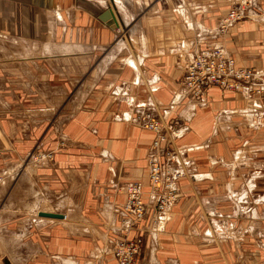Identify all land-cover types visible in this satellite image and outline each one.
<instances>
[{"label": "crops", "instance_id": "0c3cea01", "mask_svg": "<svg viewBox=\"0 0 264 264\" xmlns=\"http://www.w3.org/2000/svg\"><path fill=\"white\" fill-rule=\"evenodd\" d=\"M82 1V6L92 3L101 8L91 13L79 6L80 0H0V41L12 39L23 44L21 50L10 52L19 55L21 61L34 59L29 55L37 52L38 45L45 51L40 54L48 51L46 55L56 58L105 50L113 42V32L119 30L99 20L100 13L111 9L119 28H124L130 26L134 13L144 8L142 0ZM154 10V25L148 21L154 26L153 40L148 41L144 34V19L131 26L140 22L141 44L134 42L138 45L135 59L123 60L127 67L112 71L106 91L109 103L97 105L90 94L94 88L89 87L86 101L80 105L85 110L68 120L65 134L74 145L54 150V160L45 163L39 184L32 174L14 184L0 183V264H116L112 247L125 235V187L138 181L147 189L146 156L154 136L133 125L132 116L142 112L154 116L158 108L164 118H171L169 112L184 118V135L174 139L175 167L183 175L177 182V202L156 228L144 231L140 264H203L207 244L218 240L225 245L234 241L239 244L249 228L255 229L257 212L253 204L264 203V193L262 199L255 198L252 166H231L228 180L224 165L230 155L246 152L249 141L257 139L264 144L260 102L251 99L248 92L211 88L206 91L204 106L199 107L179 89L183 64L192 58L194 45L217 46L223 40L216 32L210 36L209 31L214 32L227 10L207 0H156ZM81 11L97 23L98 30L86 44L64 42L70 44L64 54V44L55 40L56 26L64 18L80 23L87 18ZM257 26L244 23L223 41L227 49L231 45L228 50L240 66L264 65V54L253 53L263 48L264 32ZM36 34L41 41L35 39ZM166 56L169 58L163 64ZM239 143L243 144L242 151L237 148ZM248 151L263 152L264 146ZM246 204L252 207H242ZM42 212L61 214L63 218L40 216ZM209 218L234 220L235 230L225 234L229 238L218 237L205 230ZM219 227L217 235L222 234ZM239 230L243 231L239 234ZM135 232L129 231V236Z\"/></svg>", "mask_w": 264, "mask_h": 264}, {"label": "rangeland", "instance_id": "374dc122", "mask_svg": "<svg viewBox=\"0 0 264 264\" xmlns=\"http://www.w3.org/2000/svg\"><path fill=\"white\" fill-rule=\"evenodd\" d=\"M155 1L142 0L141 2L145 5H143L144 8L134 13L131 17L132 22L130 23V26L124 28L118 27L117 30H119V32H113V42H111L110 47L108 46L105 50L97 48L90 51H80V53L72 55H59V57L56 58L53 57L54 55H46L49 53L48 51L44 54H40L45 51L41 45H38L35 47L37 52L29 55L34 59L21 61V58H18L19 55H12L10 52L21 50L23 44H18L12 39H4V41H0V183L3 181L4 183L12 182V184H14L16 181L22 180L23 177L32 174L34 181L39 184L38 180L41 179L42 168L46 165L45 163H52L54 160V150L57 148H68L74 145L65 134L69 127V123L67 122L77 111L85 110V108L81 109L80 105L82 104V101H86L88 88L90 87V90L94 88L93 92L90 94L95 99L97 105L104 106L108 104L109 102L106 100V98H108V96H106V91L108 90L110 77L113 74L112 71H114V69L118 70V68L123 66L127 67L125 66L126 64H123L125 57H128L129 59H135V57H137L135 50H137L138 45H135L134 42L141 44L139 40L142 36L140 33V22H138V26L134 28L131 26L137 23L138 20L144 19V34L147 36L148 41L154 39V26H151L148 21L151 20L154 25V16H156V14H154V11H156L154 10ZM207 1L218 5L224 12L227 10L221 16L214 32L213 29L211 30L212 32L209 31L210 36L213 37L216 32V34H219L223 40L221 39V42L217 46L202 45V47H200L197 44L194 45L193 50H191L192 58L197 52H214L220 49L226 54V59L230 58L234 60L237 69H245L246 71L248 70L251 72H264V65L258 67L238 65L233 53L230 54L232 50H228L231 48V45L228 44L230 46H228L229 48L227 49V46L225 47V43L223 42L228 33V36L231 35V33L233 34L236 27L247 22L258 24L256 29L264 32V0ZM82 2L83 1L80 0L79 6L89 10L91 13H97L101 8L97 4L92 5V3H90V5L82 6ZM235 9L241 13L240 20L235 21L230 28L222 32L223 20L232 10ZM80 13L81 15L88 14L84 11H81ZM64 16H66V13ZM115 21L118 26V21L116 19ZM3 30L6 31L5 28H3ZM97 30V23L88 15L85 20L81 19L78 24L72 23L67 18H64V21L58 22V25L56 26L55 40L61 44L70 41H78L82 44H86L89 39L92 38V33L95 35ZM231 30L233 32H231ZM97 34L100 36L99 32ZM33 35L28 38H31ZM38 35L36 34L35 39L41 41ZM10 36L13 35L10 34ZM97 43L98 45L101 44L99 41H97ZM121 43L123 45H121ZM69 45L70 44L61 45L62 47L64 46V54L66 53V47H69ZM233 46L235 45H232V47ZM120 47L125 49L119 50ZM262 47L263 48H259L253 53L255 55H263L264 41ZM181 48L182 47L179 49ZM234 53L236 54V52ZM236 56L238 57L239 55L236 54ZM168 58L169 57L167 56L163 58V64L167 62ZM189 60L190 59L187 61ZM184 67H182L181 79H179L180 90H184L185 88ZM166 78L173 79V77ZM211 88H218L227 93L241 92L210 86L206 88L205 91H203L204 93L199 97H194L190 90H186L184 93H187L191 101L194 100L193 103L195 102V105L202 107L204 106L202 104H204V100L207 96L206 91ZM245 89L244 93L248 92L251 99L260 98L262 100L261 97L254 96L252 89H247V87H245ZM259 102L261 101L259 100ZM85 104L86 102L84 105ZM158 109L159 111H156L157 113H155L154 116L142 111L141 114L134 113L131 121V123L139 129L150 131L154 135L151 147L146 156L147 171L152 157L159 160V162H162L163 165L169 164L174 170H179L175 167L177 152L174 145L172 146L173 140L171 137L173 136L174 139L178 140L184 135V131H182L184 118L178 119L177 113L176 115H173L172 112V114H170V112L168 114V116L172 115L171 118H164L163 111L160 108ZM259 116H261L260 119L264 124L262 106L259 108ZM159 118L163 119V122L166 125L160 123L162 126L160 130L162 139L159 142V147H156L154 141L157 137V133L155 130H152L150 124L153 122L155 123ZM253 141L254 142L249 141L250 145L247 147L248 150L249 148L255 150L264 146V144L260 141L258 142L257 139ZM174 143L175 140L173 144ZM242 145V143H239V146L237 147L238 150L242 149ZM237 148H233V151L236 152ZM248 150L243 152L242 155H230V157L225 160L226 165H224V169L226 174H224L228 176L229 180L231 178V166L238 164L242 169V165L246 166L245 164L250 163L248 165L252 166V171L254 172L255 177L254 183L256 188L253 190V193L255 194V198L259 199L264 193V151H254L251 153ZM170 153L173 155L175 154L176 157L168 161L167 156ZM253 164H255V166ZM242 174L247 176L244 171H242ZM10 190L11 188L9 187L7 191ZM146 190H148V187ZM177 199L178 188L176 199L171 203L169 209H171L177 202ZM248 205L252 207L251 204L242 205V207L247 208ZM253 206L257 212V219L254 221V228L257 230H252V228H249L247 231L245 230L248 234H245L239 244L234 241L233 244L225 245L224 242H222L223 240L213 242L211 245L207 244V252L205 253L206 262L203 261V264H230V262L238 264H264V220L258 219L259 217H264V203L255 202ZM2 208L4 209L3 206ZM154 215L161 218L164 215V211L154 212ZM160 221L161 220L158 219V223L154 222V228L157 227ZM219 225L222 227L221 235L215 234L216 230L221 229ZM204 226H206L205 230H211L214 235L222 238H229V235L226 236L225 234L235 230L236 227L234 220L229 221L223 219V221L220 222L215 218H209V220L206 219ZM150 227H153V225L145 227L144 231ZM134 231L136 232L133 236H129V234L127 235L125 231V235L122 238L126 239L128 243L131 242L133 246L136 244L132 241L140 238V248H137V252L133 254V264H140V259L144 251L145 236L144 232H139V230ZM242 231L239 230V234ZM122 238L118 240H123ZM214 239L216 238H213L212 241H214ZM115 243L116 241L114 242V245ZM114 245L112 247V254L116 264H118V258L114 255Z\"/></svg>", "mask_w": 264, "mask_h": 264}, {"label": "built area", "instance_id": "2783aa9c", "mask_svg": "<svg viewBox=\"0 0 264 264\" xmlns=\"http://www.w3.org/2000/svg\"><path fill=\"white\" fill-rule=\"evenodd\" d=\"M240 15L241 13L236 9L232 10L223 20L221 31L227 30L235 21L240 20ZM225 56L226 54L220 49L214 52L201 51L195 53L189 61H185L183 65V67L185 66L184 90H190L194 97H199L210 86L241 92H245V87H247V89H252L254 96L262 98V100L257 99L261 101L260 105L264 115V72L237 69L234 60L226 59ZM159 120L150 124L152 130L157 133L154 141L156 147L162 139L160 123L166 125L163 119L159 118ZM171 138L173 146L174 138L173 136ZM175 157V154L170 153L167 160L170 161ZM148 171V190H144L138 181L126 184V201L123 204V210L126 215L125 231L127 234L131 230L144 232L145 227L154 226V222L158 223V219H160L154 215V212L164 211L166 213V210L176 199V183L182 177V171L174 170L169 164L163 165L154 157L151 158ZM132 242L136 245L133 246L126 239L116 241L114 255L118 258V264H133V254L137 252V248H140L141 240L137 238Z\"/></svg>", "mask_w": 264, "mask_h": 264}, {"label": "water", "instance_id": "95a60500", "mask_svg": "<svg viewBox=\"0 0 264 264\" xmlns=\"http://www.w3.org/2000/svg\"><path fill=\"white\" fill-rule=\"evenodd\" d=\"M99 19L105 22L106 25L117 24L112 10L108 8L102 11V13L99 15ZM39 215L44 216V217L63 218V215L57 214V213H43L42 212V213H39Z\"/></svg>", "mask_w": 264, "mask_h": 264}, {"label": "bare ground", "instance_id": "6f19581e", "mask_svg": "<svg viewBox=\"0 0 264 264\" xmlns=\"http://www.w3.org/2000/svg\"><path fill=\"white\" fill-rule=\"evenodd\" d=\"M113 15H114V13H113ZM117 25L116 24H114L113 25V28H118L119 27V25L116 27Z\"/></svg>", "mask_w": 264, "mask_h": 264}]
</instances>
